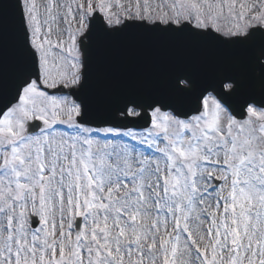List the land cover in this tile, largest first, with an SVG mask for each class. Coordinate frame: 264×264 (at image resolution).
I'll list each match as a JSON object with an SVG mask.
<instances>
[{
    "label": "snow or ice",
    "instance_id": "6c2138e0",
    "mask_svg": "<svg viewBox=\"0 0 264 264\" xmlns=\"http://www.w3.org/2000/svg\"><path fill=\"white\" fill-rule=\"evenodd\" d=\"M0 264H264V0H0Z\"/></svg>",
    "mask_w": 264,
    "mask_h": 264
}]
</instances>
